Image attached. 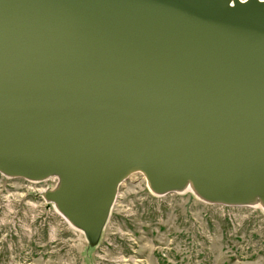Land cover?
Segmentation results:
<instances>
[{
	"label": "water",
	"instance_id": "95a60500",
	"mask_svg": "<svg viewBox=\"0 0 264 264\" xmlns=\"http://www.w3.org/2000/svg\"><path fill=\"white\" fill-rule=\"evenodd\" d=\"M134 173L264 214V0H0V174L88 259Z\"/></svg>",
	"mask_w": 264,
	"mask_h": 264
},
{
	"label": "rangeland",
	"instance_id": "374dc122",
	"mask_svg": "<svg viewBox=\"0 0 264 264\" xmlns=\"http://www.w3.org/2000/svg\"><path fill=\"white\" fill-rule=\"evenodd\" d=\"M0 174V264H264V214L206 204L190 193L153 195L140 173L118 187L99 245L39 194L54 184Z\"/></svg>",
	"mask_w": 264,
	"mask_h": 264
}]
</instances>
